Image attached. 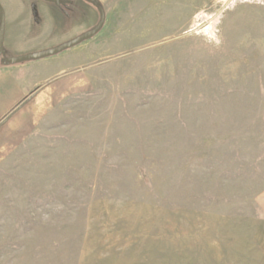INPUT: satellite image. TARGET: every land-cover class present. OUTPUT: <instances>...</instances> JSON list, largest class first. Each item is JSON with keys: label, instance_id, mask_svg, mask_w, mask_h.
<instances>
[{"label": "rangeland", "instance_id": "rangeland-1", "mask_svg": "<svg viewBox=\"0 0 264 264\" xmlns=\"http://www.w3.org/2000/svg\"><path fill=\"white\" fill-rule=\"evenodd\" d=\"M100 1L0 0V62L105 16L1 122L0 264H264V0Z\"/></svg>", "mask_w": 264, "mask_h": 264}, {"label": "crops", "instance_id": "crops-1", "mask_svg": "<svg viewBox=\"0 0 264 264\" xmlns=\"http://www.w3.org/2000/svg\"><path fill=\"white\" fill-rule=\"evenodd\" d=\"M97 1L101 3L100 0ZM17 5H15L16 10H13V15L10 17L11 24L13 22L14 24H12L13 28L10 29L8 45L13 53L23 55L29 52L17 47V43L23 38V28L28 30L32 24L24 14L19 13L20 8L18 7L20 5ZM63 55L64 53L19 64H10L7 63V60L0 62V126L3 120L12 115L18 100L32 97L35 92L41 91L42 87L49 85L54 79L65 73L68 68L71 69L76 66L75 57L67 60V55ZM78 60V64H80V59Z\"/></svg>", "mask_w": 264, "mask_h": 264}, {"label": "water", "instance_id": "water-1", "mask_svg": "<svg viewBox=\"0 0 264 264\" xmlns=\"http://www.w3.org/2000/svg\"><path fill=\"white\" fill-rule=\"evenodd\" d=\"M46 1H49L52 3H59L60 2L59 0H46ZM104 20H105V16H104V13H102L101 24L99 25L98 28H96L95 30L85 34L84 36L80 37L79 39L72 41L66 45H63V46L56 48V49H53L51 51L38 53V54H34L31 56H27V57L12 58V59H9L8 62L10 64H19V63H23V62L30 61V60H39V59H44L47 57L54 56L61 51H64V50L69 49L71 47H74L75 45H77V44H79V43H81L87 39L92 38L95 34H97L100 31V29L103 26ZM4 37H5V13H4L2 5L0 4V55L4 51Z\"/></svg>", "mask_w": 264, "mask_h": 264}, {"label": "trees", "instance_id": "trees-1", "mask_svg": "<svg viewBox=\"0 0 264 264\" xmlns=\"http://www.w3.org/2000/svg\"><path fill=\"white\" fill-rule=\"evenodd\" d=\"M60 2H61V0H59ZM96 2H98L97 0H96ZM7 63H9L8 61H7Z\"/></svg>", "mask_w": 264, "mask_h": 264}]
</instances>
